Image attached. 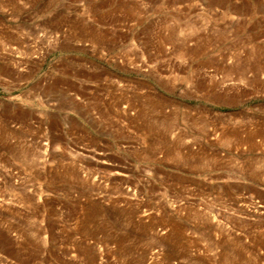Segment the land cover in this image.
<instances>
[{
	"label": "rangeland",
	"instance_id": "1",
	"mask_svg": "<svg viewBox=\"0 0 264 264\" xmlns=\"http://www.w3.org/2000/svg\"><path fill=\"white\" fill-rule=\"evenodd\" d=\"M0 264H264V0H0Z\"/></svg>",
	"mask_w": 264,
	"mask_h": 264
}]
</instances>
